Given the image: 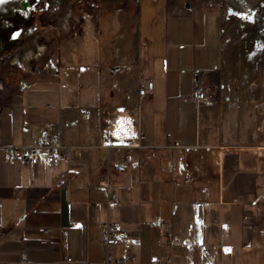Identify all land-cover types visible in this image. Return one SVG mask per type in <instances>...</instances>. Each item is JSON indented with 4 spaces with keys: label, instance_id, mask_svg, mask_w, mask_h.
<instances>
[{
    "label": "crops",
    "instance_id": "crops-1",
    "mask_svg": "<svg viewBox=\"0 0 264 264\" xmlns=\"http://www.w3.org/2000/svg\"><path fill=\"white\" fill-rule=\"evenodd\" d=\"M93 5L58 54L0 87V264L99 263L109 221L127 235L115 258L264 264V188L247 200L236 192L237 159L262 154L235 145L257 139L258 123L227 80L219 12L187 0ZM195 80L209 102L193 101ZM146 81L155 89L141 99ZM48 126L67 161L12 158L11 147L34 145Z\"/></svg>",
    "mask_w": 264,
    "mask_h": 264
},
{
    "label": "rangeland",
    "instance_id": "rangeland-1",
    "mask_svg": "<svg viewBox=\"0 0 264 264\" xmlns=\"http://www.w3.org/2000/svg\"><path fill=\"white\" fill-rule=\"evenodd\" d=\"M95 1H76L72 6L73 15L69 25L62 30H59V28L49 29V31L53 32L47 38L46 54L42 59L37 60V63L40 64L47 58H52L53 54H58L62 42L72 34L74 23L78 21L76 15L81 9H94L93 2ZM187 1L189 5L197 4V8L203 7L215 10L219 12V19L222 17L225 27L224 36L227 37V80L232 82L238 93L237 95H239L238 97H241V105L249 107L253 113L255 112V119L257 118V139L249 143L235 145V147L258 146L259 155L262 154L258 156L242 153V156L235 162L239 172L238 177H240L237 181H243L239 184V188H236V192L239 191L241 193L242 200H247L245 192L253 190L251 194L256 195L255 186H261L259 189L264 188V0H248V4L242 5V9L231 8L230 4L218 2L217 0ZM160 4L161 1L159 2ZM24 69H29V66ZM13 73L15 74L16 72L9 71L8 75ZM252 112L250 114L251 120L254 119ZM248 119L250 118L248 117ZM218 150L215 154H212V159L215 161L219 171V169L221 170V165ZM250 178L253 180H250Z\"/></svg>",
    "mask_w": 264,
    "mask_h": 264
},
{
    "label": "built area",
    "instance_id": "built-area-1",
    "mask_svg": "<svg viewBox=\"0 0 264 264\" xmlns=\"http://www.w3.org/2000/svg\"><path fill=\"white\" fill-rule=\"evenodd\" d=\"M155 83L153 81L142 82L138 95L141 99H144L146 96L154 92ZM193 101L199 105L203 102H209L211 100L208 89L204 88L199 80L194 81ZM140 141L145 140V135L141 134L139 136ZM3 150V146L0 145V153ZM12 158L23 165L31 166L41 157H44L49 164H54L58 160L67 161L69 159V149L64 146L61 142L60 136L55 133V130L51 127H46V129L35 138V143L32 146H13L11 147ZM114 200V197L111 198ZM41 233L46 235L50 234L49 229H40ZM126 232L122 229V226L119 222H107L103 225V233L101 237V244L107 251V255L103 261L99 263L87 262L84 264H137V258L135 255L129 253L127 250H124L122 255L119 257H114L110 254V250L114 247L120 246L123 243L124 238L126 237ZM3 241V231L0 227V245ZM168 243H173L172 235H169ZM23 260L27 258L26 253L22 255ZM170 259L164 260L161 257H154L152 264H163L170 263Z\"/></svg>",
    "mask_w": 264,
    "mask_h": 264
},
{
    "label": "water",
    "instance_id": "water-1",
    "mask_svg": "<svg viewBox=\"0 0 264 264\" xmlns=\"http://www.w3.org/2000/svg\"><path fill=\"white\" fill-rule=\"evenodd\" d=\"M76 1L78 0H8V3L0 5V31L9 30L19 20L30 21L38 13L43 14L41 22L44 26L53 29L60 25L65 29L72 18V6ZM42 41L43 39L37 38L29 42L28 47H18L8 60L0 65V87L6 85L3 75L7 68L24 70L42 56L47 48ZM7 46H0V51L7 50Z\"/></svg>",
    "mask_w": 264,
    "mask_h": 264
},
{
    "label": "flooded vegetation",
    "instance_id": "flooded-vegetation-1",
    "mask_svg": "<svg viewBox=\"0 0 264 264\" xmlns=\"http://www.w3.org/2000/svg\"><path fill=\"white\" fill-rule=\"evenodd\" d=\"M217 1L223 2L225 4H230L231 8H237V9H242V5L248 4L247 2L248 0H217ZM42 17L43 14L38 13L30 21L19 20L15 22L9 30H6L5 32L0 31V46L8 45L7 50L0 51V65L4 64L8 60L9 56L12 55L18 47L21 46L24 48L25 46L28 47L29 42L33 41L34 39L37 38L43 39L42 42L44 45L47 43V38L48 36H50V33L53 31H49L50 27H46L42 24L41 22ZM57 28H59V30H62V27L60 25ZM37 60L31 62L30 65L34 66L35 61ZM9 71L19 72L22 71V69L7 68L3 75V78L6 80V84H7V76Z\"/></svg>",
    "mask_w": 264,
    "mask_h": 264
},
{
    "label": "snow or ice",
    "instance_id": "snow-or-ice-1",
    "mask_svg": "<svg viewBox=\"0 0 264 264\" xmlns=\"http://www.w3.org/2000/svg\"><path fill=\"white\" fill-rule=\"evenodd\" d=\"M8 3V0H0V5Z\"/></svg>",
    "mask_w": 264,
    "mask_h": 264
}]
</instances>
